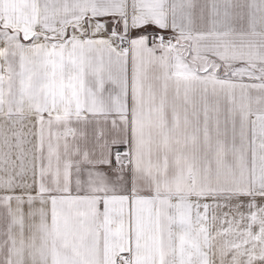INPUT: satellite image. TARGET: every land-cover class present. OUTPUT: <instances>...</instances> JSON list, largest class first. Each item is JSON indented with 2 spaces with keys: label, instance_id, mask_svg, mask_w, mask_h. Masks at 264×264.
Returning a JSON list of instances; mask_svg holds the SVG:
<instances>
[{
  "label": "snow or ice",
  "instance_id": "1",
  "mask_svg": "<svg viewBox=\"0 0 264 264\" xmlns=\"http://www.w3.org/2000/svg\"><path fill=\"white\" fill-rule=\"evenodd\" d=\"M0 264H264V0H0Z\"/></svg>",
  "mask_w": 264,
  "mask_h": 264
}]
</instances>
